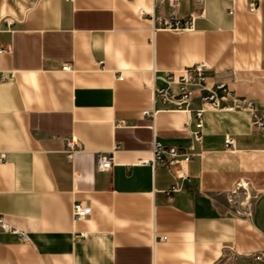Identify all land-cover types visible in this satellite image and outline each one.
<instances>
[{
  "label": "crops",
  "instance_id": "crops-1",
  "mask_svg": "<svg viewBox=\"0 0 264 264\" xmlns=\"http://www.w3.org/2000/svg\"><path fill=\"white\" fill-rule=\"evenodd\" d=\"M172 12L159 0H0V215L29 237L0 229V264H264V132L252 114L198 94L189 112L143 114L159 77L199 64L209 85L264 112V0L179 1L194 30H160ZM154 142L195 146L189 181L140 164ZM114 149L99 171L98 154ZM241 193L248 209L234 203ZM75 202L92 215L75 222Z\"/></svg>",
  "mask_w": 264,
  "mask_h": 264
},
{
  "label": "built area",
  "instance_id": "built-area-1",
  "mask_svg": "<svg viewBox=\"0 0 264 264\" xmlns=\"http://www.w3.org/2000/svg\"><path fill=\"white\" fill-rule=\"evenodd\" d=\"M72 1V0H67ZM162 3H168L173 12L169 18H159L158 24L160 30H169L174 32H185L194 30L196 16L192 14L186 21L180 19L176 13V5L179 1L188 0H159ZM196 4L203 5L205 0H193ZM256 5L252 4L249 7L250 12L256 11ZM4 50H0V53ZM71 65L67 64L63 67V71H70ZM208 66L206 64H199L195 67L185 69L182 71L167 72L165 75L159 77L162 82V87L154 88V108L152 110L144 111V116L155 117L159 112L158 105L164 111H191V103L194 97L198 94L201 105L209 109L221 111H248L252 114L253 124L264 132V112L257 109L253 103L246 99L239 98L236 93L225 84H218L211 86L207 82L206 71ZM122 80V77H120ZM200 91L204 92L199 94ZM224 93L223 97H219L218 93ZM197 117L196 130L192 133L196 143L203 141V115L204 109L195 110ZM227 147H235V141L232 137L226 138ZM115 151H108L107 153H99L97 156V169L99 171H111L115 165ZM78 152V144L75 139H71L66 143V156L68 159H73ZM196 149L191 145L188 149L170 147L159 142H154L152 148V158L143 159L140 161L142 165H152L155 169L162 167L174 172L177 180L189 181V173L187 165L196 156ZM4 160V156L0 155V161ZM183 191L179 183L174 184L165 193L168 197H172ZM73 219L75 222L86 220L92 215L90 206L82 202H75L73 204ZM0 229L6 233L13 234L20 237L24 241H28L29 237L22 231L12 227L3 216L0 215ZM80 239H86V234H81ZM166 238L163 237L162 240ZM262 259L261 256L257 257Z\"/></svg>",
  "mask_w": 264,
  "mask_h": 264
},
{
  "label": "rangeland",
  "instance_id": "rangeland-1",
  "mask_svg": "<svg viewBox=\"0 0 264 264\" xmlns=\"http://www.w3.org/2000/svg\"><path fill=\"white\" fill-rule=\"evenodd\" d=\"M240 202L242 203V205H245L246 209H248L251 205V197L241 193L240 196H238L237 200L234 201V203L240 205Z\"/></svg>",
  "mask_w": 264,
  "mask_h": 264
}]
</instances>
